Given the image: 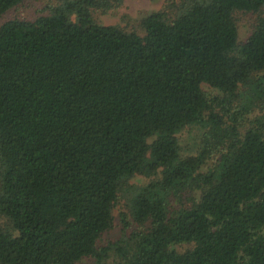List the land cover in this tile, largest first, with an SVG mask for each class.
Returning <instances> with one entry per match:
<instances>
[{
  "label": "trees",
  "instance_id": "1",
  "mask_svg": "<svg viewBox=\"0 0 264 264\" xmlns=\"http://www.w3.org/2000/svg\"><path fill=\"white\" fill-rule=\"evenodd\" d=\"M124 1L0 26V264H264V0H167L141 34L95 21Z\"/></svg>",
  "mask_w": 264,
  "mask_h": 264
},
{
  "label": "rangeland",
  "instance_id": "2",
  "mask_svg": "<svg viewBox=\"0 0 264 264\" xmlns=\"http://www.w3.org/2000/svg\"><path fill=\"white\" fill-rule=\"evenodd\" d=\"M57 0H26L17 7L11 9L0 18V26L10 20H35L43 15L49 5H54ZM167 0H125L123 4L108 13L94 11V19L98 24L105 26H119L128 30H136L140 34L142 30L139 23L151 13L160 11L164 8ZM239 27L240 41H245L253 30L257 16L253 13H237L236 14ZM204 90L210 95H218V92L208 86ZM200 130L198 128L187 127L178 135L180 149L184 156L195 154L198 150L200 140ZM131 185L142 186L148 183V179L144 177H135L131 180ZM126 212L125 202L120 201L115 209V228L104 235V243L110 240H116L122 236V227L120 222V214ZM190 245L184 244L176 246L178 251H184ZM80 264H95L91 259H84ZM107 264H116L113 260H109Z\"/></svg>",
  "mask_w": 264,
  "mask_h": 264
}]
</instances>
